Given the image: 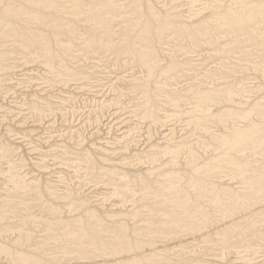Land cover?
<instances>
[{
  "label": "bare ground",
  "instance_id": "1",
  "mask_svg": "<svg viewBox=\"0 0 264 264\" xmlns=\"http://www.w3.org/2000/svg\"><path fill=\"white\" fill-rule=\"evenodd\" d=\"M0 114V264H264V0H0Z\"/></svg>",
  "mask_w": 264,
  "mask_h": 264
},
{
  "label": "rangeland",
  "instance_id": "2",
  "mask_svg": "<svg viewBox=\"0 0 264 264\" xmlns=\"http://www.w3.org/2000/svg\"><path fill=\"white\" fill-rule=\"evenodd\" d=\"M185 3L188 4L187 1H186V2L184 1V2H183V4H185ZM186 4H185V5H186ZM198 8H199V7H198ZM184 9L187 10L188 8L185 6ZM195 9H197V7H195ZM104 61H105V60H104ZM105 62H106V61H105ZM102 68L104 69L105 67H101V70H102ZM27 73H30V72H27ZM103 75L105 76L106 74H103ZM93 82H95V81L92 80V83H93ZM35 83H36V84H35ZM42 83H43V81H37V82H34V84H32V86L26 84V85H25V86H26V89H27L26 91H27V92H31V93H29V94L35 93V91H37L38 88L41 87ZM81 83H83V82H80V84H81ZM33 85H34V86H33ZM37 85H38V86H37ZM36 86H37V87H36ZM81 86H82V85H81ZM92 86H93V85H92ZM71 87H72V89L75 88L74 85H72ZM29 88H30V89H29ZM36 88H37V89H36ZM83 88H84V89H83ZM92 88H93V89H92ZM24 89H25V88H22L23 91H24ZM39 89H40V88H39ZM98 89H99V90H98ZM30 90H31V91H30ZM34 90H35V91H34ZM87 90H88V92H87ZM90 90H91V92H90ZM32 91H33V92H32ZM79 91H80V94H81V95L78 94V96H80L83 100L85 99L84 102H86L87 99H89V100H87V101H89V102H90V101H98V100L100 101V100H103V99L105 100L106 97H108L107 94L109 93V92L107 91V87H94V86L91 87V88H90V87H87V86H83L82 89H81V90H78L77 93H79ZM104 91H105V92H104ZM75 92H76V91H75ZM99 92H101V93H99ZM54 94H58V93L55 92ZM19 95H20V96H19ZM83 95H84V96H83ZM62 96H66V97H68V94H67V93H63ZM69 96H70V94H69ZM22 97H23V96H21V93H20V94H18V95L16 96V99H15V100H16L17 102H21L20 100L24 99V97H23V98H22ZM20 98H21V99H20ZM99 98H100V99H99ZM91 99H92V100H91ZM96 99H97V100H96ZM13 100H14V99H13ZM13 100L11 99V100H9V101L11 102V101H13ZM121 100H122L123 104L125 103L124 105H126V106L128 105V103H129V101L127 102L128 99H124V100L121 99ZM80 108H81V109H80ZM84 108H85V107H84L83 105H81V107H79V108L76 109L77 114L75 113L74 117L72 116V117H70V118H69V117L67 118V119H69L68 122H67V125H69V126H67V125H66V122H65V120H67V119L63 118L62 116H59V117H58V121H59V122H58V123H59L58 125H60V124L64 121V122L61 124L62 126H63V125H64V126L61 128V130H60V128L57 129V130L63 131L65 128L68 129V128L71 127V126H72V127L75 126V124L77 125V123H79V122L81 123V121H82V122H84V121L87 122V121H88V118H90V117H89V113H88V108H89V107H87V109L85 108L86 110H85ZM119 110L121 111L122 109H119ZM80 111H81V112H80ZM85 111H86V112H85ZM105 111H106V110H105ZM105 111H104L103 113H101V114H102V119H101V117H100L101 115L99 116V117H100V118H99V121H100L101 126H100L99 123H98V128L101 129V130H100V131H101V136L106 132V133L104 134V135H106V136L103 135L104 138H108V133H109L108 130L111 128V129H110V132H111V133H109V135H110V136H109V141H110V140L113 141V140L116 138L115 136H117V137H118V136H121L124 132L127 131V128H124V127H126L127 125L125 126V124L123 123V122H124V119L126 118V115H127V114L125 115V111H124V112L122 111V112H121V115L115 116V115H114V112H118V111H116V109L111 110V113H113L112 115H114V116L116 117V118H115L114 116L111 115V113H110L109 111H107V112H105ZM108 112H109V115H107ZM0 115H1V114H0ZM76 115H77V116H76ZM81 116H82V117H81ZM85 116H86V117H85ZM111 116H112V117H111ZM0 117H1V116H0ZM75 118H76V119H75ZM62 119H63V120H62ZM64 119H65V120H64ZM78 119H79V120H78ZM121 120H122V122H121ZM178 120H179V121H178ZM180 121H181V122H180ZM75 122H76V123H75ZM108 122H109V123H108ZM120 122H121V123H120ZM170 122H171V123H170V126H172V127H174V128H177V127H178L177 130H179V131H180V129L182 128V126L184 125V124H182L183 120H180V119H177V120H175V121H174V119H172ZM110 123H111V124H110ZM116 123H117V124H116ZM136 123H137V124H136ZM183 123H184V122H183ZM123 124H124V126H123ZM29 125L31 126V124H29ZM61 125H60V126H61ZM102 125H103V126H102ZM117 125H119V126H117ZM134 125H137V126L140 125V129H141V133H140V135L142 136V137L140 138V140L142 141L141 143H143L144 136H145V132H144V130H146V127L143 126L144 129H142V128H141V127H142L141 124H139L138 122H136V120L133 119V122L131 123V126H134ZM106 126H107V127H106ZM112 126H113V127H112ZM94 127H95V126H94ZM109 127H110V128H109ZM122 127H123L124 129H123ZM5 128H6V127H4V126L1 125V126H0V129H1V132H0V133H6V132H5ZM107 128H108V129H107ZM92 129H93V128H91V130H92ZM104 129H105V130H104ZM120 129H122V130H120ZM125 129H126V131H125ZM114 130H115V131H114ZM142 130H143V131H142ZM39 131H40V133L43 132V131L40 130V129H39ZM104 131H105V132H104ZM162 131H164V130H162ZM162 131H160V132H162ZM102 132H104V133H102ZM160 132H159V133H160ZM87 133H88V132H87ZM121 133H122V134H121ZM43 134H44V136H45V132H43ZM142 134H144V135H142ZM179 135H180V136L182 135L181 132L178 133L177 136H179ZM114 137H115V138H114ZM161 137H162V136H160V135H159V138H158V136H157L158 139H161ZM111 138H112V139H111ZM157 138H156V139H157ZM95 142H98V140H97V141L95 140ZM26 143H27V142L24 143V146H25ZM27 144H28V143H27ZM27 144H26V145H27ZM141 146L144 147V148H142ZM28 147H29V146H26V147L23 148V149H24V150H23V153L25 152V155L29 152V151H28V149H29ZM139 149H140V150L145 149V142H144L142 145H139ZM31 158L36 159V156L33 155ZM52 158H53V157H49V158H48V163H49V165H50V168L53 169V168H57L58 166H61V165H55V166H54L53 163H57V162H52L53 160H55L54 158H53V159H52ZM57 164H59V163H57ZM5 168H6V167H5ZM64 172H65V171H64ZM68 172H69V176L73 175V173L71 172V170H69ZM68 172H66V173L68 174Z\"/></svg>",
  "mask_w": 264,
  "mask_h": 264
}]
</instances>
